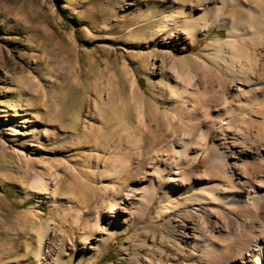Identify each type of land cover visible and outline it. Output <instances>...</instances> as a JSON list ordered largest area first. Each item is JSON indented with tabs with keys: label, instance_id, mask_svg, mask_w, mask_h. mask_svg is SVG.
<instances>
[{
	"label": "rangeland",
	"instance_id": "rangeland-1",
	"mask_svg": "<svg viewBox=\"0 0 264 264\" xmlns=\"http://www.w3.org/2000/svg\"><path fill=\"white\" fill-rule=\"evenodd\" d=\"M230 4L0 0V264H142L175 247L156 216L179 179L156 159L195 138L198 113L235 101L224 70L202 79L212 56L238 76V40L253 51V31L238 36L249 4Z\"/></svg>",
	"mask_w": 264,
	"mask_h": 264
},
{
	"label": "bare ground",
	"instance_id": "bare-ground-1",
	"mask_svg": "<svg viewBox=\"0 0 264 264\" xmlns=\"http://www.w3.org/2000/svg\"><path fill=\"white\" fill-rule=\"evenodd\" d=\"M237 1L249 4L246 17L238 18V36L242 35L241 26L250 28L255 34L250 41L253 51L238 40V76L228 71L222 59L212 56L202 79L204 82L214 69H222L223 83L227 86L229 81L238 93L235 101L221 98L218 106H208L200 113V102L196 104L198 134L194 139L170 144L156 159L155 171L162 165L179 179L162 188L170 201L156 216L161 223L166 217L168 226L174 223L176 244L162 246L159 258L150 256L142 264H264V0ZM231 2L219 0V8ZM213 44L220 49L235 46L230 40ZM216 128L220 137L218 143H211ZM202 155L208 165L203 173L196 174L192 168ZM192 187L196 190L180 203L179 196ZM130 192L129 199L140 192L149 196V191L135 187ZM146 201L149 209L150 202ZM164 236L160 237L162 242ZM186 245L202 251L196 254ZM184 256L197 259L185 262Z\"/></svg>",
	"mask_w": 264,
	"mask_h": 264
}]
</instances>
